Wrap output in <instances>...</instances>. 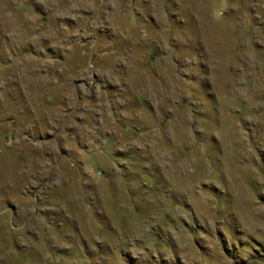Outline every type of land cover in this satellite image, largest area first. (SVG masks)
<instances>
[{
    "label": "rangeland",
    "instance_id": "1",
    "mask_svg": "<svg viewBox=\"0 0 264 264\" xmlns=\"http://www.w3.org/2000/svg\"><path fill=\"white\" fill-rule=\"evenodd\" d=\"M0 264H264V0H0Z\"/></svg>",
    "mask_w": 264,
    "mask_h": 264
}]
</instances>
